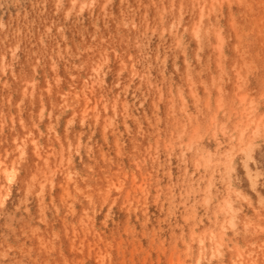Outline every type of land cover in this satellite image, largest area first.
Segmentation results:
<instances>
[{"label":"rangeland","instance_id":"obj_1","mask_svg":"<svg viewBox=\"0 0 264 264\" xmlns=\"http://www.w3.org/2000/svg\"><path fill=\"white\" fill-rule=\"evenodd\" d=\"M0 264H264V0H0Z\"/></svg>","mask_w":264,"mask_h":264}]
</instances>
